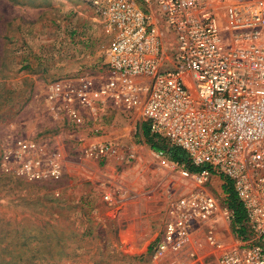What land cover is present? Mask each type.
I'll return each mask as SVG.
<instances>
[{"label": "built area", "instance_id": "built-area-1", "mask_svg": "<svg viewBox=\"0 0 264 264\" xmlns=\"http://www.w3.org/2000/svg\"><path fill=\"white\" fill-rule=\"evenodd\" d=\"M63 1L90 10L110 44L100 86L85 77L55 81L46 92L50 110L76 125L98 105L137 111L151 134L196 169L181 166L194 188L170 204L155 257L206 264L193 251L201 246L198 229H205L206 245L217 253L212 264H264V0ZM164 26L173 36L170 49ZM89 148L101 157L121 154L112 140ZM61 163L57 152L27 143L6 150L2 167L32 181L60 176ZM214 177L231 183L248 237L234 231L226 243L215 234L234 213L208 188Z\"/></svg>", "mask_w": 264, "mask_h": 264}, {"label": "rangeland", "instance_id": "rangeland-1", "mask_svg": "<svg viewBox=\"0 0 264 264\" xmlns=\"http://www.w3.org/2000/svg\"><path fill=\"white\" fill-rule=\"evenodd\" d=\"M162 32L166 48H172L169 28ZM109 44L79 3L0 0V264L175 260L155 257V249L170 204L194 185L181 173L185 163L171 159L167 149L173 147L160 139L166 155L158 156L160 150H152L143 136L148 124L137 111L98 105L76 125L54 114L46 101L47 87L58 80L85 77L99 87ZM96 140L117 143L120 156L92 154L89 145ZM27 143L57 152L61 175L31 181L14 169L5 171L4 152ZM222 184L214 177L208 188L225 203ZM215 234L226 243L235 239L231 223H219ZM205 236L206 230L198 229L201 246L193 251L199 261L212 264L217 253Z\"/></svg>", "mask_w": 264, "mask_h": 264}, {"label": "trees", "instance_id": "trees-1", "mask_svg": "<svg viewBox=\"0 0 264 264\" xmlns=\"http://www.w3.org/2000/svg\"><path fill=\"white\" fill-rule=\"evenodd\" d=\"M142 133L146 141L150 144V147L152 150L157 151V150L165 148V144L160 141L161 138H159L157 135L151 134L148 126L142 127ZM167 150L170 153V157L172 160L179 162V163H185L186 168L190 172H193V173L196 172V169L192 167L190 163L188 162V160L186 159L184 152H182L181 150L177 148H169ZM220 179L223 181L222 189H223L224 194L226 195L225 204L234 213V219L231 223L232 228L238 236H242L246 238L249 235L247 233L246 214L244 212L242 204L239 202L231 183L223 178H220ZM148 251H149V248H148Z\"/></svg>", "mask_w": 264, "mask_h": 264}, {"label": "crops", "instance_id": "crops-1", "mask_svg": "<svg viewBox=\"0 0 264 264\" xmlns=\"http://www.w3.org/2000/svg\"><path fill=\"white\" fill-rule=\"evenodd\" d=\"M77 59H78V55H77Z\"/></svg>", "mask_w": 264, "mask_h": 264}]
</instances>
